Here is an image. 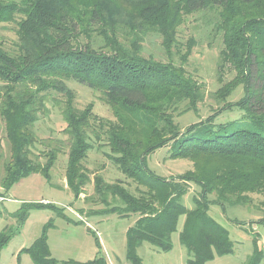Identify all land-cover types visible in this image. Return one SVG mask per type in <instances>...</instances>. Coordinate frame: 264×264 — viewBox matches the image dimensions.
Segmentation results:
<instances>
[{
    "label": "trees",
    "instance_id": "16d2710c",
    "mask_svg": "<svg viewBox=\"0 0 264 264\" xmlns=\"http://www.w3.org/2000/svg\"><path fill=\"white\" fill-rule=\"evenodd\" d=\"M199 12L213 15L208 24L222 44L218 68L233 73L215 99L225 101L237 88L243 94L181 130L176 118L196 112L204 91L185 70L194 41L180 43L177 28L185 15ZM0 23H14L18 39L15 52L0 43V117L12 152L0 182L3 192L31 174L50 180L57 155L64 154L65 187L77 200L90 183L83 162L95 145L106 146V158L139 188L138 195L95 175L93 197L86 200L99 202L101 214L137 215L126 231V257L132 264H142L136 249L144 242L170 251L181 217L178 239L187 264L233 254L229 233L209 210L211 205L223 213L228 207L248 208L252 194H264V0H0ZM149 34L159 36L167 62L142 55ZM66 81L98 92L115 122L96 119L89 107L77 110ZM50 93L65 97L59 111L65 139H56L41 157L34 154L39 144L34 126ZM232 109L241 113L238 119L219 120L220 112ZM163 147H169L172 159L190 160L193 169L167 178L153 174L147 158ZM191 186L198 192L188 209L183 199ZM36 208L65 218L49 203L22 204L9 216L14 226L0 232V253ZM257 223L264 225V215ZM53 227L50 219L22 249L32 264H107L100 255L86 263L52 258L47 233ZM263 257L253 238L244 264H260Z\"/></svg>",
    "mask_w": 264,
    "mask_h": 264
},
{
    "label": "rangeland",
    "instance_id": "374dc122",
    "mask_svg": "<svg viewBox=\"0 0 264 264\" xmlns=\"http://www.w3.org/2000/svg\"><path fill=\"white\" fill-rule=\"evenodd\" d=\"M212 18L213 15H205L202 12L185 15L177 28V38L180 43L185 45L189 40L194 41L185 70L204 91V100L197 105L196 112L187 111L176 118L181 130L219 111L224 104L236 102L243 94L242 89L237 88L225 101H217L214 97V93L223 86V83L232 79L233 73L227 67L221 70L218 68V56L222 44L220 36L211 33V25L208 21ZM16 30L17 26L14 23H0V43L9 52H15L18 43ZM142 55L160 62L168 61L160 38L156 34L146 36L142 44ZM173 61L178 64L176 57ZM65 84L72 94L73 106L77 110L82 111L89 107L96 119L115 122L112 108L98 92L75 81H66ZM64 101L65 97L60 93H50L46 96L44 113L39 114V120L34 126L39 140L34 151L35 155L41 156L42 151L51 149L56 139L61 141L65 139L62 131L66 124L59 113ZM240 116L241 113L236 109L224 110L218 114L220 121L238 119ZM43 144L45 145L42 146ZM100 144L104 145L105 142L101 141ZM106 152V146L95 145L88 153L83 167L90 178V183L77 200H74L65 187L67 157L64 154L57 155L55 165L49 172L50 180L47 181L41 174H31L19 180L7 192H3L0 187V197L4 198L0 201V232L5 226H14L15 221L9 216L22 204L49 203L62 209L61 213L65 217H57L47 208L31 209L27 220L2 249L0 264H32L29 255L22 252V249L31 246L40 235L43 225L50 219H53L54 227L47 233V244L51 257L57 261L73 260L86 263L100 255L105 258L107 264H132L126 257V231L135 225L137 215L118 217L115 214H101L103 206L99 202L92 203L86 200L93 197L95 175H100L109 183L120 182L131 193L138 195L139 188L137 190L136 186L112 165L104 154ZM11 155L5 125L0 117V182L4 176V165L10 161ZM39 161L44 163L45 159L41 158ZM147 167L156 176L167 178L191 171L193 164L185 158H170L169 147H163L148 156ZM197 192L198 189L191 186L183 199L186 208H193L191 199ZM251 200L250 207H228L226 213H223L217 205L210 206V217L227 230L234 247L233 254L215 257L206 264H244L252 251L253 238H257L258 247L264 254V225L257 223L264 215V194H252ZM183 222L184 217H181L176 232L171 235L170 251H159L145 242L139 246L136 254L141 263L187 264L186 249L178 239ZM93 236L97 237L99 247L96 246ZM260 264H264V257Z\"/></svg>",
    "mask_w": 264,
    "mask_h": 264
},
{
    "label": "built area",
    "instance_id": "2783aa9c",
    "mask_svg": "<svg viewBox=\"0 0 264 264\" xmlns=\"http://www.w3.org/2000/svg\"><path fill=\"white\" fill-rule=\"evenodd\" d=\"M2 200H4V198L3 197H0V201H2Z\"/></svg>",
    "mask_w": 264,
    "mask_h": 264
}]
</instances>
